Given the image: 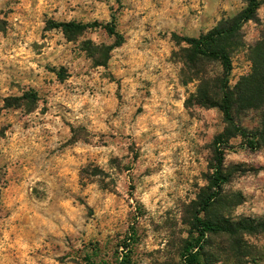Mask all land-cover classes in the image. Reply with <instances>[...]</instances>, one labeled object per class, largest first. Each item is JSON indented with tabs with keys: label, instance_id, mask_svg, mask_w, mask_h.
<instances>
[{
	"label": "rangeland",
	"instance_id": "rangeland-1",
	"mask_svg": "<svg viewBox=\"0 0 264 264\" xmlns=\"http://www.w3.org/2000/svg\"><path fill=\"white\" fill-rule=\"evenodd\" d=\"M259 1L225 45L231 88L251 74L264 39ZM243 3L0 0V264H121L125 246L130 264H183L219 138L233 147L228 182L205 219H264V148L230 139L222 112L197 103L201 81L182 53L183 38L209 33ZM69 23L93 27L54 28ZM195 68L210 81L222 75L215 61ZM234 113L239 127H261V111ZM203 261L264 264V231L212 234Z\"/></svg>",
	"mask_w": 264,
	"mask_h": 264
},
{
	"label": "trees",
	"instance_id": "trees-1",
	"mask_svg": "<svg viewBox=\"0 0 264 264\" xmlns=\"http://www.w3.org/2000/svg\"><path fill=\"white\" fill-rule=\"evenodd\" d=\"M247 7L233 19L221 23L215 29L199 38H183L189 48L183 49L186 64H191L195 76L201 81L196 96L197 103L208 108H218L224 121L229 125L230 139L239 136L251 151L264 148V39L255 48L253 69L250 75L242 78L235 88L229 85L233 70L232 60L225 45L237 38L243 26L256 18L261 2L259 0H246ZM92 25L59 24L54 28H62L67 33L81 32ZM109 33L118 40L121 37L115 31L114 25L108 28ZM121 44V41H118ZM208 61H215L222 68V75L214 81L204 78V73L195 66ZM30 100H36L37 95H26ZM253 109L261 111V127L249 132L239 127L235 121L234 111ZM229 139L219 138L215 142L214 163L210 177V192L205 195L193 217V232L195 236L188 241L182 254L183 264H207L203 261L205 247L212 234H236L238 232L264 231V219L244 220L237 223H221L206 220L204 214L221 198L224 185L228 182L225 174V157L228 150H232ZM1 187V179H0ZM127 253H122L121 264H130L129 247H123Z\"/></svg>",
	"mask_w": 264,
	"mask_h": 264
},
{
	"label": "clouds",
	"instance_id": "clouds-1",
	"mask_svg": "<svg viewBox=\"0 0 264 264\" xmlns=\"http://www.w3.org/2000/svg\"><path fill=\"white\" fill-rule=\"evenodd\" d=\"M110 2H111V4H115V0H110ZM235 3L238 5V6H240V7H245L246 5L243 3V0H235ZM262 11H264V9H262ZM73 15H75V14H73ZM89 18H91V17H89ZM93 39H95V36H93L92 37ZM181 67H183V63L182 62H178L177 63V71H179V69L181 68ZM105 170L107 171L108 169L107 168H105ZM93 179H99L98 177H94ZM237 211H240V209H238ZM253 211H255V209H253ZM244 239L245 240H248V241H250V242H252L251 241V238L249 237V236H247V235H245L244 236ZM254 243V242H253Z\"/></svg>",
	"mask_w": 264,
	"mask_h": 264
}]
</instances>
